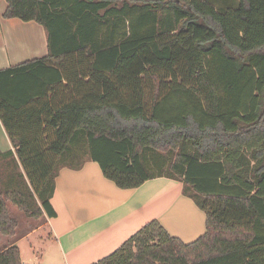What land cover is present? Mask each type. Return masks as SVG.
I'll use <instances>...</instances> for the list:
<instances>
[{
  "label": "trees",
  "instance_id": "1",
  "mask_svg": "<svg viewBox=\"0 0 264 264\" xmlns=\"http://www.w3.org/2000/svg\"><path fill=\"white\" fill-rule=\"evenodd\" d=\"M5 1L4 19L43 27L47 55L0 70L14 149L0 152V235H17L10 206L54 218L59 170L88 159L123 190L179 181L206 215L191 243L153 220L94 264H264V0ZM136 16L153 27L96 42L102 21Z\"/></svg>",
  "mask_w": 264,
  "mask_h": 264
},
{
  "label": "crops",
  "instance_id": "2",
  "mask_svg": "<svg viewBox=\"0 0 264 264\" xmlns=\"http://www.w3.org/2000/svg\"><path fill=\"white\" fill-rule=\"evenodd\" d=\"M6 9V1L0 0V70L46 56L43 27L4 19ZM13 150L0 122V152ZM50 203L56 216L46 219L49 238L18 229L12 239L0 235V249L16 245L22 264H94L153 220L183 243L205 232V212L184 194L181 182L158 177L123 190L88 159L79 169L59 170Z\"/></svg>",
  "mask_w": 264,
  "mask_h": 264
},
{
  "label": "rangeland",
  "instance_id": "3",
  "mask_svg": "<svg viewBox=\"0 0 264 264\" xmlns=\"http://www.w3.org/2000/svg\"><path fill=\"white\" fill-rule=\"evenodd\" d=\"M213 4L215 9L219 12L224 11L228 8H234L237 5L238 0H205ZM153 22L150 20L149 23L142 27L139 23L138 17L125 19V18H111L107 19L106 21H102L101 24L98 27V36H97V43L102 42H119L120 40H123L127 37H129L131 34H134L135 32H144L147 30V28L153 27ZM152 86L148 85L146 90L147 94L150 97ZM150 153V152H148ZM147 153V154H148ZM159 156V155H158ZM173 157L172 153L169 154H160V157L157 159L160 160V164H163L166 168V166H169V163L171 162ZM148 160H152L151 158ZM147 160V161H148ZM103 175V174H102ZM11 214L17 218L19 222V229L25 231H36V235L40 236L42 238H49V230L46 223V219H26L19 213L15 208L10 206ZM27 229V230H26ZM25 243H22V246H24L25 253H27V249L25 248Z\"/></svg>",
  "mask_w": 264,
  "mask_h": 264
},
{
  "label": "built area",
  "instance_id": "4",
  "mask_svg": "<svg viewBox=\"0 0 264 264\" xmlns=\"http://www.w3.org/2000/svg\"><path fill=\"white\" fill-rule=\"evenodd\" d=\"M22 264V263H21Z\"/></svg>",
  "mask_w": 264,
  "mask_h": 264
}]
</instances>
